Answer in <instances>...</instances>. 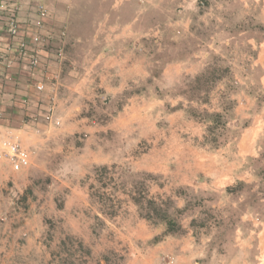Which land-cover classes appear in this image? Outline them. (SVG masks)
<instances>
[{"label":"rangeland","instance_id":"1","mask_svg":"<svg viewBox=\"0 0 264 264\" xmlns=\"http://www.w3.org/2000/svg\"><path fill=\"white\" fill-rule=\"evenodd\" d=\"M42 4L61 70L34 120L39 142L22 145L29 165L0 160V264H264V0ZM143 102L200 120L194 144L240 178L182 184L163 172L157 142L108 128ZM149 199L178 230L165 233Z\"/></svg>","mask_w":264,"mask_h":264},{"label":"crops","instance_id":"2","mask_svg":"<svg viewBox=\"0 0 264 264\" xmlns=\"http://www.w3.org/2000/svg\"><path fill=\"white\" fill-rule=\"evenodd\" d=\"M43 1L20 0L18 18L24 29L21 37L28 41L32 31L31 25L36 19V6ZM1 24L0 19V48L9 41ZM47 27L51 28L49 25H46ZM40 33L43 42L38 52L40 63L36 69H30L27 59L14 53L7 54V57L12 60V66L9 69L4 67L3 60L0 62V132H12L19 138L21 145L25 146L28 134L32 135L29 142L38 141L34 132L36 130L33 126L34 120L38 118L37 114L45 110L50 103L52 96L49 94L50 84L52 79L57 77L54 72L61 70L60 66L58 67L50 60L47 31L42 28ZM171 68L164 70L166 77L170 76ZM38 82L45 84L42 92L36 89L35 85ZM41 96L44 98L41 99ZM47 96L49 99L46 98ZM148 104L151 105L143 102L138 103L137 106L134 103L125 106L122 112L113 117L108 128L121 133L129 144L133 142V138L137 142L143 137H149L157 142L159 147L156 151L158 160L165 169L163 172L175 175L182 184H198L197 186L202 189H218L219 186L227 185L235 178H240V169L227 159L225 161L221 159L219 150L207 153L194 144H198L203 135V123L200 120L188 117L183 109L175 108L166 112L162 108H153L152 105L155 104L153 102ZM133 112L139 117L136 125L131 121ZM138 117H134L133 120ZM37 126L41 128L44 124L38 123ZM247 140V136L242 135L238 145L237 159H240V156L243 159L248 153L245 146ZM155 147L150 150L151 153L155 151ZM167 161L172 162L171 167L166 165Z\"/></svg>","mask_w":264,"mask_h":264},{"label":"built area","instance_id":"3","mask_svg":"<svg viewBox=\"0 0 264 264\" xmlns=\"http://www.w3.org/2000/svg\"><path fill=\"white\" fill-rule=\"evenodd\" d=\"M19 9L20 0H0L1 28L9 37V41L0 48V62L3 60L4 67L9 69L12 66V60L7 57V54L14 53L19 57L26 58L29 68L34 70L40 63L38 52L43 42L40 30L44 27L49 11L44 4H37L36 19L31 25L32 31H30V41H28L21 37V32L24 29L18 18ZM58 54H61V51ZM35 86L38 91H42L45 85L43 82H38ZM50 117V113L46 115L47 119ZM17 138L9 131L0 132V160L4 158L13 170H21L27 167L30 162L29 151L21 145Z\"/></svg>","mask_w":264,"mask_h":264},{"label":"trees","instance_id":"4","mask_svg":"<svg viewBox=\"0 0 264 264\" xmlns=\"http://www.w3.org/2000/svg\"><path fill=\"white\" fill-rule=\"evenodd\" d=\"M201 77L202 76H199L196 79L199 80ZM217 117H219V114L214 113L213 119L215 120ZM102 168H105V166L101 167L100 169H102ZM147 203H149L151 210H153V212L156 214V216H158L160 219L165 220V222H166V232L165 233H171V232H174V231L179 229V227L177 226L174 219L169 218L166 214V211L162 210V208H160V206H157L155 201L149 199L147 201ZM146 216H147V218H150L149 213H147Z\"/></svg>","mask_w":264,"mask_h":264}]
</instances>
